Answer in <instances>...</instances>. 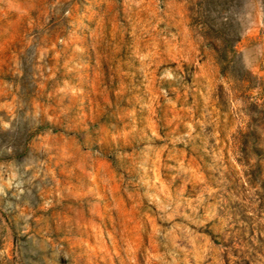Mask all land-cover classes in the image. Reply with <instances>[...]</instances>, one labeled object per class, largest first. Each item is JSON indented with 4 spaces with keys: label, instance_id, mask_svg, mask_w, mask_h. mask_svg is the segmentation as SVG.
I'll use <instances>...</instances> for the list:
<instances>
[{
    "label": "rangeland",
    "instance_id": "374dc122",
    "mask_svg": "<svg viewBox=\"0 0 264 264\" xmlns=\"http://www.w3.org/2000/svg\"><path fill=\"white\" fill-rule=\"evenodd\" d=\"M4 99L0 264H264V0H0Z\"/></svg>",
    "mask_w": 264,
    "mask_h": 264
},
{
    "label": "crops",
    "instance_id": "0c3cea01",
    "mask_svg": "<svg viewBox=\"0 0 264 264\" xmlns=\"http://www.w3.org/2000/svg\"><path fill=\"white\" fill-rule=\"evenodd\" d=\"M12 103H13L12 100L7 101L6 99H4V101H0V114H3L6 118V119H2V117L0 116V124L5 125L6 127L12 124V117H13Z\"/></svg>",
    "mask_w": 264,
    "mask_h": 264
}]
</instances>
